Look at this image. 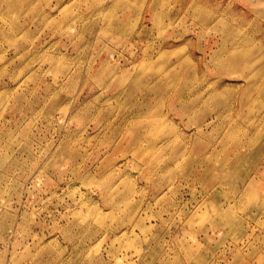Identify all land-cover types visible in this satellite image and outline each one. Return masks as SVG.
Instances as JSON below:
<instances>
[{
  "label": "rangeland",
  "instance_id": "1",
  "mask_svg": "<svg viewBox=\"0 0 264 264\" xmlns=\"http://www.w3.org/2000/svg\"><path fill=\"white\" fill-rule=\"evenodd\" d=\"M0 264H264V0H0Z\"/></svg>",
  "mask_w": 264,
  "mask_h": 264
},
{
  "label": "bare ground",
  "instance_id": "2",
  "mask_svg": "<svg viewBox=\"0 0 264 264\" xmlns=\"http://www.w3.org/2000/svg\"><path fill=\"white\" fill-rule=\"evenodd\" d=\"M164 72V71H163ZM263 85V84H262ZM252 108V107H251ZM138 126V125H137ZM202 126V125H201ZM215 134V133H214ZM199 135V134H198ZM118 187V186H117ZM226 217V216H225Z\"/></svg>",
  "mask_w": 264,
  "mask_h": 264
}]
</instances>
